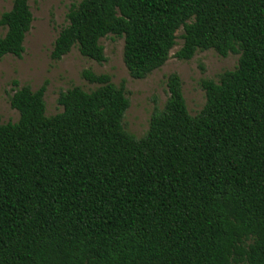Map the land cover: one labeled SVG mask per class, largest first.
Segmentation results:
<instances>
[{
    "label": "trees",
    "instance_id": "trees-1",
    "mask_svg": "<svg viewBox=\"0 0 264 264\" xmlns=\"http://www.w3.org/2000/svg\"><path fill=\"white\" fill-rule=\"evenodd\" d=\"M51 59L74 47L107 61L101 39H124L130 76L144 80L175 54L240 55L202 81L192 116L176 73L142 138L124 128L126 82L83 72L86 91L13 81L16 123L0 116V264H264V0H81ZM34 15L13 0L0 15V60L22 58Z\"/></svg>",
    "mask_w": 264,
    "mask_h": 264
},
{
    "label": "rangeland",
    "instance_id": "rangeland-1",
    "mask_svg": "<svg viewBox=\"0 0 264 264\" xmlns=\"http://www.w3.org/2000/svg\"><path fill=\"white\" fill-rule=\"evenodd\" d=\"M81 0H30L34 22L25 39V52L22 58L8 55L0 60V116L3 124L16 123L20 114L11 106L14 94L13 81L19 87L29 85L37 90L48 82L45 101L47 115L54 116L63 111L58 99L61 93L74 87L86 91L96 89L99 85L90 84L83 78L85 70L96 74H109L116 85L126 82L127 96L131 105L124 117V128L136 138H142L150 128L152 115L164 108L170 93L167 86L168 76L176 73L183 83V93L188 110L192 116L197 115L206 103V92L202 81H219L225 71L234 70L239 63L240 55L230 54L223 58L214 50L199 51L191 60L182 61L175 54L183 45L178 32L177 45L171 51L166 64L154 71L144 80L133 79L124 63V39L109 35L101 39L107 61L97 63L80 54L74 47L60 61L51 59L55 40L69 22L68 12L73 4ZM13 0H0V15L11 10ZM6 29H0V37Z\"/></svg>",
    "mask_w": 264,
    "mask_h": 264
}]
</instances>
